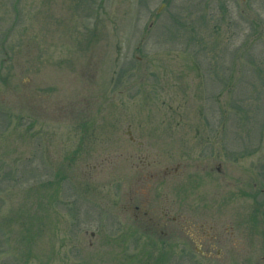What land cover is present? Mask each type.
<instances>
[{
	"label": "rangeland",
	"instance_id": "1",
	"mask_svg": "<svg viewBox=\"0 0 264 264\" xmlns=\"http://www.w3.org/2000/svg\"><path fill=\"white\" fill-rule=\"evenodd\" d=\"M0 264H264V0H0Z\"/></svg>",
	"mask_w": 264,
	"mask_h": 264
},
{
	"label": "flooded vegetation",
	"instance_id": "2",
	"mask_svg": "<svg viewBox=\"0 0 264 264\" xmlns=\"http://www.w3.org/2000/svg\"><path fill=\"white\" fill-rule=\"evenodd\" d=\"M208 239H210L211 241H214V237H212V238L209 237ZM208 251H210V250L208 249L207 252H208ZM220 251H221V250H219V252H220ZM202 253H204V251H202Z\"/></svg>",
	"mask_w": 264,
	"mask_h": 264
}]
</instances>
